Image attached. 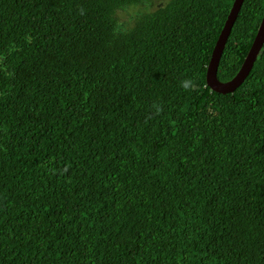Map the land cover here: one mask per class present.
Here are the masks:
<instances>
[{
  "label": "trees",
  "instance_id": "obj_1",
  "mask_svg": "<svg viewBox=\"0 0 264 264\" xmlns=\"http://www.w3.org/2000/svg\"><path fill=\"white\" fill-rule=\"evenodd\" d=\"M0 0V264H264V43L205 71L233 0ZM264 0L217 68L239 70Z\"/></svg>",
  "mask_w": 264,
  "mask_h": 264
},
{
  "label": "water",
  "instance_id": "obj_2",
  "mask_svg": "<svg viewBox=\"0 0 264 264\" xmlns=\"http://www.w3.org/2000/svg\"><path fill=\"white\" fill-rule=\"evenodd\" d=\"M243 0H233L219 35L214 43L205 71V83L211 92L225 95L232 93L246 78L264 43V12L251 46L237 73L228 81L221 82L217 78V68L226 40L237 17Z\"/></svg>",
  "mask_w": 264,
  "mask_h": 264
},
{
  "label": "rangeland",
  "instance_id": "obj_3",
  "mask_svg": "<svg viewBox=\"0 0 264 264\" xmlns=\"http://www.w3.org/2000/svg\"><path fill=\"white\" fill-rule=\"evenodd\" d=\"M168 0H141L139 4L124 8L116 13L118 31L132 25L133 20L141 14L153 12L164 5Z\"/></svg>",
  "mask_w": 264,
  "mask_h": 264
}]
</instances>
